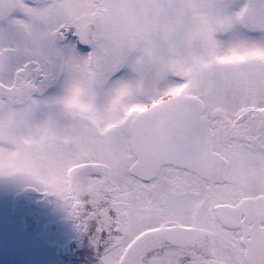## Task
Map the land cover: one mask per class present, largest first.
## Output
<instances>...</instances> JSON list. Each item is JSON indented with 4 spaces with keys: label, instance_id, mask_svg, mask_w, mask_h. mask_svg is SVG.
Segmentation results:
<instances>
[{
    "label": "snow or ice",
    "instance_id": "obj_1",
    "mask_svg": "<svg viewBox=\"0 0 264 264\" xmlns=\"http://www.w3.org/2000/svg\"><path fill=\"white\" fill-rule=\"evenodd\" d=\"M0 179L96 264H264V0H0Z\"/></svg>",
    "mask_w": 264,
    "mask_h": 264
},
{
    "label": "flooded vegetation",
    "instance_id": "obj_2",
    "mask_svg": "<svg viewBox=\"0 0 264 264\" xmlns=\"http://www.w3.org/2000/svg\"><path fill=\"white\" fill-rule=\"evenodd\" d=\"M1 182L5 184H1ZM0 185H6V187L1 186L2 189L7 188V191L2 190L4 193L0 194V197L9 198L11 209L8 215L12 219L20 221L19 231L30 234V223L32 221L36 222L33 225L32 233L34 235L39 233L44 245H49L47 249L43 250V253L51 264H96V253L88 236L81 230L78 221L73 217L70 208L69 216L62 223L60 220H51L47 216L57 209L59 204L64 203L63 201L53 196H47L42 190L32 188L29 184L23 185L16 193L11 192L14 187L10 186L8 179H0ZM46 198H48V202H46ZM36 215H41V221L37 219ZM50 225H56L57 232L52 238H47L46 229ZM63 229L65 232H63ZM62 237L63 243L59 242V238ZM2 263L11 264L8 262Z\"/></svg>",
    "mask_w": 264,
    "mask_h": 264
},
{
    "label": "rangeland",
    "instance_id": "obj_3",
    "mask_svg": "<svg viewBox=\"0 0 264 264\" xmlns=\"http://www.w3.org/2000/svg\"><path fill=\"white\" fill-rule=\"evenodd\" d=\"M3 182H1V184ZM8 183L10 186L14 187L13 191H11L14 193L18 192L25 184L31 185L27 181L19 179H8ZM1 186L6 187V185H0V194L4 193L2 190L7 191V188L2 189ZM31 187L36 189V187L32 185ZM9 205H11V202L8 197L7 199L5 196L0 197V264H3L2 262L11 264H51V262L44 257L45 255L43 253V250L47 249L49 245H44L39 233L37 235L32 233L34 228L33 225H35L36 222L32 221L30 223V234H24L19 231L21 225L20 221L12 219L10 215H8L11 209ZM69 208L70 207L65 202L61 203L57 209L53 210L47 216L51 220H60L62 223L66 221L69 216ZM36 216L37 219L41 221V215ZM64 229L63 232H65ZM63 241V237L59 238V242L63 243Z\"/></svg>",
    "mask_w": 264,
    "mask_h": 264
},
{
    "label": "water",
    "instance_id": "obj_4",
    "mask_svg": "<svg viewBox=\"0 0 264 264\" xmlns=\"http://www.w3.org/2000/svg\"><path fill=\"white\" fill-rule=\"evenodd\" d=\"M46 202H48V198H46ZM56 232H57V226L56 225L48 226V228L46 229L47 238H52L53 235L56 234Z\"/></svg>",
    "mask_w": 264,
    "mask_h": 264
}]
</instances>
